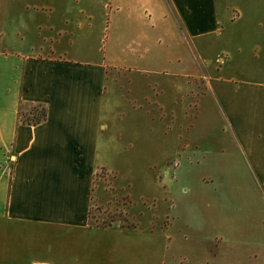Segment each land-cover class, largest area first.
Wrapping results in <instances>:
<instances>
[{"label": "crops", "instance_id": "obj_1", "mask_svg": "<svg viewBox=\"0 0 264 264\" xmlns=\"http://www.w3.org/2000/svg\"><path fill=\"white\" fill-rule=\"evenodd\" d=\"M141 1L143 13L160 19L153 39L158 47L124 55L111 49L110 61L58 50L65 36L72 45L74 30L67 33L51 19L43 24L55 32L41 39L47 46L19 49L22 33L11 28L15 44L4 47L0 32V264H264V181L249 185V195L220 200L204 194L193 200L179 193L188 191L186 181H165L175 173L164 168L162 180L155 181L157 200L136 207L138 200L129 194L130 203L121 207L126 220L89 221L92 202L105 201L106 181L96 172L114 170V155L131 150L136 129L154 147L161 134L163 151L187 153L189 137L172 129L189 122L195 87L178 76L205 78L200 95L209 96L228 131L234 158L227 160L264 174V20L242 29L239 43L224 47L223 57L206 58L200 73L192 61V70L178 72L171 66L182 60L176 49L179 26L192 43L220 35L227 26L215 0H166L163 13L152 0ZM17 4L6 7L0 0L3 17L9 11L15 28ZM116 11L115 20L122 22L121 4ZM87 16L92 17L88 11ZM248 37L254 45L249 59L240 43ZM115 39L120 46V35ZM33 103L45 105V119L21 122L19 107Z\"/></svg>", "mask_w": 264, "mask_h": 264}, {"label": "rangeland", "instance_id": "obj_2", "mask_svg": "<svg viewBox=\"0 0 264 264\" xmlns=\"http://www.w3.org/2000/svg\"><path fill=\"white\" fill-rule=\"evenodd\" d=\"M16 1L19 7L16 28L15 25L11 27L9 11L4 18L0 9V32L3 31V39L6 38V41L3 40L4 47H10V38L13 37L10 34L11 28L22 33L21 37H17L16 42L19 49L29 48L30 43L37 48L42 45L47 46L48 41L41 39H47L45 35L47 33H53V35L55 33L50 32L49 27L46 26L48 19L59 23L60 28L66 29L67 33L74 30L72 45L67 42L65 36L61 42L62 46L56 49L63 50L64 48L67 55H77L78 59L102 60L105 57L110 61L107 53L111 49L119 51L122 55L130 50H141L145 45V49H151V51L158 47L153 39L155 40L158 33L157 26L160 24V19H157L154 14L150 17L148 13H143V9L139 7L141 0H120V2L119 0H4L6 7L12 4L13 8L16 6ZM152 2L157 12L163 13L166 0H152ZM117 4H121L124 13L122 22L115 20ZM25 5H28V10ZM215 5L219 19L227 26L224 25L225 28L220 35L209 33L203 38L195 39V43L183 36L182 26H179L176 49L178 53H181L182 60L180 63H173L172 69L178 72L190 71L192 61L193 71L196 74L200 73L206 58L214 62L216 57H223L224 47H234L239 43L236 39L240 38L242 29H250L248 26L253 20H264V0H215ZM42 6L44 9H41ZM49 6H51L50 10ZM77 7L84 8L85 12L77 13ZM87 11L92 15L91 18L87 16ZM85 17L90 18V25L85 22L87 19ZM233 17L235 21L228 24L227 20ZM77 18L80 22L78 28ZM65 19H68V22H64ZM150 22L153 23L154 28L150 27ZM119 35L121 45L115 46V38ZM141 42H143L142 45ZM240 43L245 51L243 52L244 57L249 59L254 46L251 45V39L248 37ZM14 44L11 43V45ZM185 80L192 82L195 87L193 103L187 110V120L191 126L185 119L179 122L183 124L182 127L174 126L172 131L189 137L191 144L186 148L187 153L173 148L172 150L168 148L166 152L163 151L164 147L160 146V143L164 136L161 134L155 137L156 146L154 147L144 137L143 129H140V132L136 129L133 135L136 137L135 144L131 150L125 154L114 155V170L106 171L102 168L96 172L97 178L106 181L105 192L101 193L105 201L96 202L94 200L92 202L89 220L91 224L107 225L115 220H126L122 206L130 203L129 194L138 200L136 207H144L151 204L152 199L157 200L160 192L155 181L162 180L160 171L164 173V168L175 173L173 180L165 181H186L188 191H179V193L191 196L190 199L193 200L204 194L219 196L220 200L222 197L233 194L236 196L249 195L253 193L249 185L255 183L254 181H264V174L260 171L259 173L251 171L243 163H230L227 160L230 157L234 158V153L228 149V131L220 121L216 108L207 100L209 96L200 95L202 86L205 85V78L200 74L187 79L178 76L179 82ZM198 98L200 100L197 104ZM159 132L161 133L160 130ZM162 159H167V161L163 162ZM174 165L175 170L172 169ZM141 196L144 198L142 199ZM129 225L133 226L131 223Z\"/></svg>", "mask_w": 264, "mask_h": 264}, {"label": "trees", "instance_id": "obj_3", "mask_svg": "<svg viewBox=\"0 0 264 264\" xmlns=\"http://www.w3.org/2000/svg\"><path fill=\"white\" fill-rule=\"evenodd\" d=\"M19 120L23 123L37 124L45 119L46 107L42 103H33L28 106L19 107Z\"/></svg>", "mask_w": 264, "mask_h": 264}]
</instances>
